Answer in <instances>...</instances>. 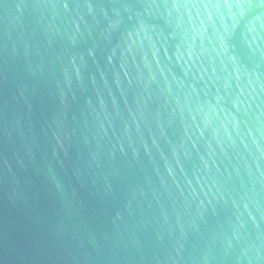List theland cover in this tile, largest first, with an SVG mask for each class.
<instances>
[{
  "label": "water",
  "instance_id": "95a60500",
  "mask_svg": "<svg viewBox=\"0 0 264 264\" xmlns=\"http://www.w3.org/2000/svg\"><path fill=\"white\" fill-rule=\"evenodd\" d=\"M0 264H264V0H0Z\"/></svg>",
  "mask_w": 264,
  "mask_h": 264
}]
</instances>
